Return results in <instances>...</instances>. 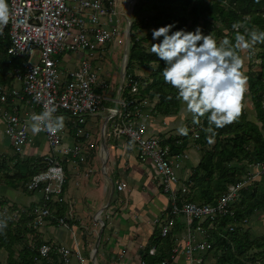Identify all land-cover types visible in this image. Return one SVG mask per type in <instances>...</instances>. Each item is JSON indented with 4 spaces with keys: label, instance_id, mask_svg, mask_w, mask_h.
Returning a JSON list of instances; mask_svg holds the SVG:
<instances>
[{
    "label": "built area",
    "instance_id": "2783aa9c",
    "mask_svg": "<svg viewBox=\"0 0 264 264\" xmlns=\"http://www.w3.org/2000/svg\"><path fill=\"white\" fill-rule=\"evenodd\" d=\"M119 1L6 0L9 22L0 25V38L10 39V56L26 59L22 67L14 70V84L11 87L0 86V102L18 104V107H15L16 112L6 113L3 119L6 134L13 144L14 155L24 156L33 139L30 118L33 114H41L45 105L55 109L54 116L65 117L61 130L55 133H38L45 137L50 152L43 156L40 172L25 186L28 192L39 194L41 197L39 207L33 212L32 227L39 230L55 222L59 227L72 229L66 217L58 216L55 204L64 194L67 182L65 166L88 163L92 145H85L83 138H78L75 144L69 145L65 143V138L70 129L76 131L77 135L81 134L79 127L86 123L87 117L106 112L107 120L113 123L114 136L127 139L138 148L139 159L151 160L157 170L163 192L172 206L165 218L157 221L161 236H171L178 219L185 225L180 231L179 239L171 248L168 261H176L182 256L187 264H208L207 256L212 253L213 245L208 240L209 234L203 224L208 220L216 221L223 217L235 218L234 205L240 191L251 187L258 179L264 177V163L255 164L244 182L231 186L215 203L197 204L185 201L180 205V193H186L187 187L181 183L179 171L189 159L187 151L173 156L169 145L149 134L146 121L152 116V108L147 97L134 98L140 93L138 82L132 77L127 81L125 77L124 87L126 84V87L131 88L130 97L123 98L122 91L119 99L109 98L105 93L112 90V84L99 73L100 68L95 65L98 58L102 59V51L106 46L114 45L120 48L122 42L127 41V32L125 38L122 33L123 21L118 19L117 23H114V20L120 17L117 10ZM67 53H73L72 60L77 57L83 60L72 71L62 72L54 57ZM15 83L20 86L16 87ZM37 96L40 97L39 101L36 100ZM248 98H251V94L246 82L240 102V114L246 109L244 101ZM107 103H113L114 107L107 106ZM241 103H245L244 108ZM19 109L23 111V116L19 114ZM86 138L88 136H85ZM126 189L127 186L123 182L117 185L119 192ZM21 212L20 209L7 211L17 221ZM247 223L249 220L244 219L238 226ZM236 226L233 224L231 231H234ZM32 246L43 257H48L55 249L64 264H70L73 258L80 264H85L79 247L73 249L48 244ZM150 254L156 256L157 250L151 249ZM168 261L162 264H167Z\"/></svg>",
    "mask_w": 264,
    "mask_h": 264
},
{
    "label": "trees",
    "instance_id": "16d2710c",
    "mask_svg": "<svg viewBox=\"0 0 264 264\" xmlns=\"http://www.w3.org/2000/svg\"><path fill=\"white\" fill-rule=\"evenodd\" d=\"M138 8V16L146 13L156 14L133 21L132 48L126 80L132 77L140 84V93L134 98L144 99L148 96L153 100L158 97L151 113L155 118L178 116L184 105L176 99L177 90L164 82V62L151 52L152 44L160 43L163 39L161 37L159 40H153V29L173 24V32L181 29L192 32L199 27L204 35L213 33L218 43L227 38L233 44L237 30H234L232 25L237 22L238 31L242 35L252 30L264 32V0H137L134 17L137 16L135 11ZM139 30L147 31L146 35H139ZM250 44L246 49L247 54H244L243 50L240 55L245 61L242 71L247 78L250 101L256 118L251 117L250 111L243 109L245 103H241L243 111L232 123L221 128L213 126L215 135L211 143L208 139L211 134L205 131L208 127V114L200 117L199 122H194L193 118L188 121L187 135L161 138L164 144L171 147L173 156L183 154L193 144L201 153L200 163L192 170L190 177L181 180L187 187V192L180 193V205L185 201L213 204L226 194L231 186L244 182L255 164L264 163V42ZM9 47L10 39L0 38V86L11 87L14 84V70L22 67L26 59L10 56ZM152 64L157 65L156 78L144 81L135 74L136 67L142 69ZM130 92L131 88L125 84L123 98L130 97ZM20 158L21 156L14 155L8 159L7 156L0 155V184L30 193L25 186L40 172L43 157L26 160ZM8 201L0 195V221L6 223V227L0 229V250L7 253L5 264H64L59 262L60 256L55 249L48 257H43L30 243L29 237L36 247L46 244L41 239L39 230L32 227L36 207L23 210L17 221L7 213V210H11L7 208ZM171 208L172 206L169 210ZM234 209L235 218L223 217L216 221L208 220L203 224L209 234L208 240L213 245L212 253L219 256V264H249L250 260L254 263V259L264 255L249 259L246 254L261 248L262 239L252 240L249 231L238 225L247 217L251 218L257 210L264 209V195L260 196L259 189L253 186L241 190ZM233 224L237 226L231 231ZM184 227V223L178 219L171 236L163 238L161 231L156 234L157 244H163L161 250L167 249L168 257L176 243L175 234ZM162 257L165 258L164 255ZM0 264L4 263L0 261Z\"/></svg>",
    "mask_w": 264,
    "mask_h": 264
},
{
    "label": "crops",
    "instance_id": "0c3cea01",
    "mask_svg": "<svg viewBox=\"0 0 264 264\" xmlns=\"http://www.w3.org/2000/svg\"><path fill=\"white\" fill-rule=\"evenodd\" d=\"M247 100L246 108L250 111ZM107 106L114 107L113 103H107ZM99 116L104 118V123L101 136L91 143L92 152L89 161L86 164L74 163L65 166L67 183L63 196L55 204L58 216L66 217L72 229L59 227L56 223L47 224L42 229L43 232L39 230L40 237L48 245L73 249L79 247L85 264H162L170 257L167 256V249L161 250L163 244H157L156 234L161 231L157 221L165 218L170 204L167 195L163 192L157 170L155 171L151 160L139 159L138 148L130 144L127 139L114 136L113 123L107 120L105 113L95 117ZM167 119L161 122L154 116L147 118L149 134L156 138H170L171 134L167 132L169 130ZM5 128L4 137L0 136L1 156L7 149L6 140L9 141L10 150L13 151L12 141L6 134ZM67 133L65 143L75 144L74 131L70 129ZM31 134L32 142L24 153L26 159L47 155L50 148L45 137L33 134L32 131ZM70 139L73 143L69 142ZM192 148L191 145L187 150L189 159L179 171L181 180L188 179L192 170L200 163L201 156L189 153ZM261 181H264V177H261L256 185L258 186ZM121 182L126 184L127 189L119 192L117 185ZM256 185L252 186L257 187ZM21 194L26 195L24 192ZM29 197L20 196L21 200L26 201L21 211L39 207L40 195L31 193ZM247 219L249 223L241 226L245 231H249L252 240L262 239L261 248L246 254L250 259L254 258L253 256L264 255V209L257 210ZM48 234H53L52 241L45 238ZM180 234V232L175 234L176 241ZM151 249L157 250L156 256L150 254ZM218 257L214 252L209 254L208 264H219ZM71 262L80 264L76 259ZM253 262L250 260L249 264H258L257 262L264 264V257L256 258ZM167 264H187V262L179 256L176 261H168Z\"/></svg>",
    "mask_w": 264,
    "mask_h": 264
},
{
    "label": "clouds",
    "instance_id": "9594fccd",
    "mask_svg": "<svg viewBox=\"0 0 264 264\" xmlns=\"http://www.w3.org/2000/svg\"><path fill=\"white\" fill-rule=\"evenodd\" d=\"M8 22V5L6 0H0V25ZM174 27L169 24L152 30L153 40L163 39L152 44L151 52L164 62V82L177 90L176 99L184 105L183 110L192 114L194 122H199L200 117L208 114L205 131L211 134L208 137L211 143L215 135L213 126L221 128L232 123L240 114V102L247 82L242 71L244 59L240 53L248 49L250 43L264 42V32L252 30L242 35L237 22L232 25L237 30L233 44L227 38L218 43L213 33L204 35L199 27L192 32L183 29L173 32ZM39 99L37 96L36 100ZM54 112V108L45 105L41 114H33L30 118L32 133L61 130L65 117L54 116ZM177 131L181 135L188 134L184 126ZM4 227L6 223L0 221V229Z\"/></svg>",
    "mask_w": 264,
    "mask_h": 264
},
{
    "label": "rangeland",
    "instance_id": "374dc122",
    "mask_svg": "<svg viewBox=\"0 0 264 264\" xmlns=\"http://www.w3.org/2000/svg\"><path fill=\"white\" fill-rule=\"evenodd\" d=\"M136 1L131 2V0H120L119 1V6H118V13L120 14V17H117L114 20V23L116 24L118 19L123 21V25H122V33L124 38L126 37V32H127V19H126V11H128V13L131 15V19L132 21L134 20H142L144 17H147L149 15H154L156 13L153 14H141L140 16H138V11L140 10V8H138L135 11V15H137L136 17H134V6L136 4ZM130 2V3H129ZM129 3V7L127 8V5ZM137 33L139 35H146L147 31H143V30H139L137 31ZM253 45V44H250ZM126 48V41L124 40L122 42V45L120 48L115 47L114 45H108L104 48V50L102 52H104V55L101 58H98L97 61H95V65L96 68H100L99 73L106 77L107 81L109 83L112 84V90H108L106 91L105 95L109 98H118V93H119V89H120V83H121V70H122V65L124 63V51ZM259 49V48H257ZM255 49V51L257 50ZM244 54H247V51L244 50ZM83 54H81L82 56ZM73 53H67V54H62L60 56H56L54 57V59L58 62V66L59 69L62 72L65 71H72L73 69L77 68L83 58L80 60L78 57L76 59H73ZM245 62V61H244ZM135 74H137L138 76L142 77L144 81L146 80H152V78H156V74H157V65L156 64H152L151 66L147 67V68H138L136 67L135 69ZM16 87H19L20 85L18 83H15ZM148 102L151 105V108L155 107V103L158 100V97H156V99L154 98L153 100H151L148 96H147ZM248 105H250V113H251V117L256 118V113L254 110V107L251 105V101L250 99L247 100ZM15 107H18V104L16 103H1L0 102V136L4 137V133L3 130L5 128V126L3 125V119L6 116V113L8 114H12L15 111ZM184 106L180 112V114L178 116H174V117H168V119L166 117L163 116H159L158 118L160 119L161 122H163V120L167 119L168 123H169V130L167 131L168 134H171V137H175V136H184L179 134V132L177 131V129L181 126L186 127L187 122L190 121L193 116L191 113H188L186 110H183ZM253 109V110H252ZM20 112L19 114H21L23 116V111L21 109H19ZM105 115L107 114L106 112H104ZM103 123H104V118L99 116V117H95V116H89L87 117V123L80 125V129L82 130V133L77 135V132L74 131L73 134V139L75 140V143L77 142L78 138H83L85 139V136H88V138H86L84 140L85 145L87 144H91L97 137L101 136V131H102V127H103ZM6 130V128H5ZM150 130V128H149ZM92 134V135H91ZM161 139V137L159 138ZM162 140V139H161ZM73 140L70 139L69 142H72ZM6 151L5 154H3V156H7L8 159H11L14 156V152L11 149V147L9 146V141L6 140ZM73 143V142H72ZM71 145V144H69ZM191 147V146H190ZM192 151L190 150L189 153L192 155H199L200 151L194 147V144L192 145ZM1 153V152H0ZM40 153L44 154L43 151H40ZM27 157L22 156L20 159L21 160H26ZM199 159V157H197ZM155 167V166H154ZM156 171V168H154ZM157 173V171H156ZM158 174V173H157ZM259 180V179H258ZM257 180V182H258ZM256 182V183H257ZM264 181H261V183L257 186L256 183H254L253 185H256L257 188L259 187V193L264 195ZM263 186V187H262ZM22 192H24L26 195L21 194ZM31 193H27L25 192L23 189H19V190H14L11 189L10 187H6L5 185H1L0 184V195L3 197V199L5 200H9V206L7 208L11 209V211H15L17 209L22 210L21 208L24 207L23 204H26V201H23L20 199V196H25L26 198H30ZM25 209V208H24ZM10 211V210H7ZM50 224V223H49ZM45 226L41 227L39 230L41 231ZM43 232V230H42ZM52 235L48 234L45 235V238L47 240L52 241ZM30 238V243L31 245L35 244L34 241L31 240ZM75 260V259H73ZM72 260V261H73ZM0 261L3 262L4 264L7 261V253L4 250H0ZM72 263V262H71ZM75 263V262H74ZM73 264V263H72Z\"/></svg>",
    "mask_w": 264,
    "mask_h": 264
},
{
    "label": "water",
    "instance_id": "95a60500",
    "mask_svg": "<svg viewBox=\"0 0 264 264\" xmlns=\"http://www.w3.org/2000/svg\"><path fill=\"white\" fill-rule=\"evenodd\" d=\"M135 0H131V2L134 3ZM130 3V2H129ZM129 3L127 5V8L129 7ZM126 19H127V41H126V48H125V57H124V63L122 65V70H121V83H120V89L118 93V99L121 97L122 91L124 89V82H125V77H126V72H127V66L130 58V53H131V48H132V24L133 21L131 19V15L126 11ZM118 108V106H115ZM101 240V234L99 236V242ZM98 242V244H99ZM98 249V246L96 250Z\"/></svg>",
    "mask_w": 264,
    "mask_h": 264
}]
</instances>
